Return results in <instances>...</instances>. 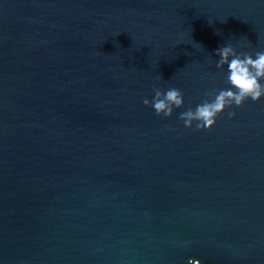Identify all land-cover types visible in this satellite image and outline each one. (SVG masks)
Segmentation results:
<instances>
[{"label": "water", "instance_id": "obj_1", "mask_svg": "<svg viewBox=\"0 0 264 264\" xmlns=\"http://www.w3.org/2000/svg\"><path fill=\"white\" fill-rule=\"evenodd\" d=\"M227 40L264 48V0H0V264H264V97L178 116Z\"/></svg>", "mask_w": 264, "mask_h": 264}, {"label": "clouds", "instance_id": "obj_2", "mask_svg": "<svg viewBox=\"0 0 264 264\" xmlns=\"http://www.w3.org/2000/svg\"><path fill=\"white\" fill-rule=\"evenodd\" d=\"M212 51L216 54L215 68L223 72L224 86L204 89L201 100L179 112L185 127L210 128L225 109H229L227 115L232 117L233 106H240L249 98L256 101L264 97V48L241 49L227 40ZM161 78V75L156 77ZM152 89L154 95L145 96L142 102L151 105L156 114L167 117L184 105L180 88L153 84ZM185 264H201V261L199 257L188 256Z\"/></svg>", "mask_w": 264, "mask_h": 264}]
</instances>
